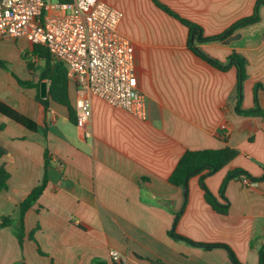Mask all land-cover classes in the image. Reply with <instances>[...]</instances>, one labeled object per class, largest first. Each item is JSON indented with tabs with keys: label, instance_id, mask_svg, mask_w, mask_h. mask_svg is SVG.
Returning <instances> with one entry per match:
<instances>
[{
	"label": "crops",
	"instance_id": "obj_1",
	"mask_svg": "<svg viewBox=\"0 0 264 264\" xmlns=\"http://www.w3.org/2000/svg\"><path fill=\"white\" fill-rule=\"evenodd\" d=\"M122 13L117 31L130 42L135 71L145 101L143 119L91 100L92 137L84 138L64 106L37 103L25 56L36 66L25 38L0 36V101L38 125L31 132L0 114V166L8 173L0 191V218L17 219L19 203L44 174L46 188L23 219L20 245L11 226L0 227V264H232L220 246L203 248L169 235L176 215V234L204 245L227 246L242 264H258L264 244V182L230 180V168L252 177L264 173V90H257L262 116L235 112L236 69L220 71L187 47L186 19L215 36L253 14L257 0H103ZM170 11L171 13H169ZM259 21L239 28L228 44H200V50L224 63L233 52L246 61L241 108L255 107L254 87H264V5ZM74 107L75 88L69 82ZM225 130H221V126ZM225 138V139H224ZM238 151L230 164L205 178L216 200L228 203L226 215L206 203L199 175L185 190L169 177L185 151ZM48 167L45 171V161ZM186 203L184 206V196ZM1 222V220H0ZM33 234L34 241L28 239Z\"/></svg>",
	"mask_w": 264,
	"mask_h": 264
},
{
	"label": "built area",
	"instance_id": "obj_2",
	"mask_svg": "<svg viewBox=\"0 0 264 264\" xmlns=\"http://www.w3.org/2000/svg\"><path fill=\"white\" fill-rule=\"evenodd\" d=\"M49 1L0 0V36L25 38L65 65L75 87V127L84 138L92 137L93 97L143 119L145 101L134 55L117 31L122 13L103 0ZM110 256L122 264L117 252Z\"/></svg>",
	"mask_w": 264,
	"mask_h": 264
},
{
	"label": "trees",
	"instance_id": "obj_3",
	"mask_svg": "<svg viewBox=\"0 0 264 264\" xmlns=\"http://www.w3.org/2000/svg\"><path fill=\"white\" fill-rule=\"evenodd\" d=\"M59 2H67L69 3L71 0H58ZM264 5V0H257L253 14L249 17L243 18L234 24H232L228 29L223 31L222 33L215 35V36H204L202 29L199 25L188 21L183 18H179L175 14L173 15L176 17L179 22L187 28L188 36H187V47L188 49L193 52L196 56L202 59L207 64L211 65L217 70L225 71L230 67H234L236 69V80H237V102L235 106V112L238 115L242 116H262L263 111L259 107L258 98H257V90L262 89L264 87L260 84L255 85L254 87V102L255 107L250 110H244L241 108V98H242V85L243 82L247 78L246 74V59L239 55L236 52H233L229 55L226 62L221 63L218 62L205 53H203L199 45L204 43H211L217 42L222 44H228L231 41L237 38V35L234 33L241 27L246 25L255 23L259 21V8ZM31 55L38 59L41 63L40 65L36 66L33 62L28 60V57L25 56L27 68L31 73L32 80L31 81H23L16 77L18 84L21 87L27 88H38L39 84L43 81L48 82L47 88V96L45 98H41L39 94L37 95V103L40 109L43 112L47 111L49 101L56 103L58 105L64 106L68 111L69 119L75 124V110L70 101L69 95V81L67 78V69L65 65L50 56L48 51L39 45H32L31 47ZM0 67L3 69H8V65L6 62L0 60ZM74 86V85H73ZM75 88V87H74ZM0 114L5 118L13 121L14 123L26 128L31 132L38 131V125L35 121L30 118L25 117L24 115L20 114L7 104L0 101ZM4 128L3 125H0V131ZM225 139V138H224ZM5 151L0 146V158L4 155ZM238 155V151L234 148L229 146H225L220 149H205V150H196V151H185L184 154L178 160L174 170L172 171L169 182L176 186L181 187L185 190L186 184L188 179L191 176L199 175V183L200 187L204 192V199L206 203H208L214 211L219 214L226 215L228 212V203L225 204L219 203L214 195L207 189L204 181L207 176H210L222 168L228 166L230 162ZM48 167L47 160L45 161L44 168L45 171ZM240 177L247 178L251 183L257 182H264V173L261 177H252L247 172L240 168H230L227 172L221 187H220V194L223 196L225 187L227 183L232 179H238ZM7 180H8V173L4 170L2 166H0V191L7 189ZM47 185V176L44 174L42 181L36 185L28 195L19 203V216L17 219H11L9 217H1L0 220V227L11 226L13 229V233L20 245L25 237L24 233V226H23V219L24 214L38 201L40 196H42L45 188ZM186 203V195L184 196V206ZM179 218V215H176L173 227L169 232V235L177 240L185 241L194 246H200L203 248H211L214 246H220L226 249L228 252L229 260L232 264H242L238 261L235 257L233 252L225 245H204L201 243L193 242L192 240L182 237L175 233L174 227ZM28 239L34 241L32 232L28 234ZM258 253V264H264V244L260 246L257 251ZM92 264H105L98 259H94ZM119 264V263H114ZM149 264H162L155 261H150Z\"/></svg>",
	"mask_w": 264,
	"mask_h": 264
},
{
	"label": "water",
	"instance_id": "obj_4",
	"mask_svg": "<svg viewBox=\"0 0 264 264\" xmlns=\"http://www.w3.org/2000/svg\"><path fill=\"white\" fill-rule=\"evenodd\" d=\"M40 95H41L43 98H45V97L47 96V93H46V85H45L44 82L41 84V92H40Z\"/></svg>",
	"mask_w": 264,
	"mask_h": 264
},
{
	"label": "rangeland",
	"instance_id": "obj_5",
	"mask_svg": "<svg viewBox=\"0 0 264 264\" xmlns=\"http://www.w3.org/2000/svg\"><path fill=\"white\" fill-rule=\"evenodd\" d=\"M49 2H51V3H57L58 2V0H50Z\"/></svg>",
	"mask_w": 264,
	"mask_h": 264
}]
</instances>
